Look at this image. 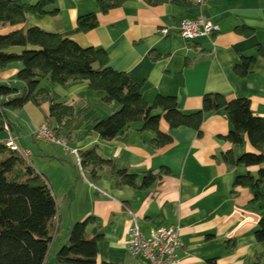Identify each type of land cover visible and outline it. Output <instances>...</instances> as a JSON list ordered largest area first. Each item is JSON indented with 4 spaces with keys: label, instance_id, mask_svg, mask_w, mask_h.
<instances>
[{
    "label": "crops",
    "instance_id": "1",
    "mask_svg": "<svg viewBox=\"0 0 264 264\" xmlns=\"http://www.w3.org/2000/svg\"><path fill=\"white\" fill-rule=\"evenodd\" d=\"M187 1L183 6H150L144 0H127L103 14L96 0H55L56 15L28 16L25 25L7 26L0 33L25 26L65 34L75 28L78 17L96 13L97 28L71 38L82 47L103 49L111 68L141 84L148 104L158 95L173 96L179 111L191 113L201 109L204 95L219 93L229 100L248 99L252 114L264 117V59L257 57L244 78L233 73L241 57L254 56L259 46L264 48V0H206L201 6ZM199 16L208 18L219 32L194 41L173 30L168 36L159 33L161 28L176 27ZM243 26L254 34H239L236 29ZM21 51L9 49L10 53ZM21 67L15 62L0 69V84L20 87L16 75ZM41 86L57 101L88 107L85 118L66 139L68 149L32 137L33 130L47 121V103L39 107L27 103L20 110L6 111L0 120V143L13 136L31 152L30 164L46 180L56 201V230L45 264H60L56 254L66 244L70 228L88 217L97 220L102 235L96 264L145 263L127 252L129 230L135 223L145 235L154 229L178 228L177 264H264V242L254 236L261 212L250 202L248 188L234 186L237 176L256 177L264 164L229 166L222 161L221 155L229 152L234 158L257 153L245 135L237 145L224 138L231 124L223 113L207 114L200 133L187 127L170 129L161 120L159 129L170 134L172 142L160 149L151 144L153 134L140 131L139 125L130 126L111 141H102L97 134L87 133L86 120L112 114L118 109L116 104H103V93L89 89L87 82L60 87L43 80ZM153 114L161 116L162 111ZM92 148L119 169L137 174L138 183L149 172L160 176L147 190L118 187L105 167L93 181L72 152ZM262 192L264 195V181ZM92 228H87L89 234Z\"/></svg>",
    "mask_w": 264,
    "mask_h": 264
},
{
    "label": "trees",
    "instance_id": "2",
    "mask_svg": "<svg viewBox=\"0 0 264 264\" xmlns=\"http://www.w3.org/2000/svg\"><path fill=\"white\" fill-rule=\"evenodd\" d=\"M127 0H96L100 13L122 6ZM150 6L162 4L188 5L187 0H144ZM58 13L55 0H0V31L2 28L25 25L28 16L41 19ZM98 26L97 14L90 13L76 20L75 28L65 34L49 33L38 27L15 29L7 34L0 33V69L9 64H22L16 75L20 87L0 84V120L6 111H17L27 103L39 107L47 103L48 115L45 122L59 138L69 139L73 127L88 113V107L67 105L57 101L41 86L43 80L52 85L66 87L79 82H87L89 89L103 93L102 103L116 104L118 109L112 114L86 120L90 129L102 141H111L132 125H139L142 132L153 134L151 144L160 149L172 142L168 133L160 131L163 120L170 129L187 127L200 133L205 116L213 112L223 113L231 130L224 137L231 144L243 142L245 135L257 153H245L238 158L225 153L222 161L229 166L246 167L264 164V117L254 116L248 99H227L219 93L206 94L202 98L201 109L182 113L173 96L158 95L151 104L143 96L141 84L132 82L124 72L109 66L107 53L103 49L82 47L71 36L86 33ZM249 37L254 30L248 27L236 29ZM11 48H21L19 54L10 53ZM257 57L264 59V48L259 46L256 55L241 57L233 67V73L244 78L250 73ZM161 110L162 115L153 114ZM82 170L87 171L93 181L98 179V171L107 167L118 187L138 190L149 189L160 176L146 173L140 183L135 173L119 169L112 160L101 157L95 148L78 153ZM264 170L257 176L240 175L235 179V187L251 191V203L261 212L258 228L254 232L258 242H264V195L262 184ZM57 216V205L46 180L20 154L9 151L0 143V264H45L49 246L53 240ZM91 234L87 228L92 226ZM97 220L88 217L76 222L70 228L67 242L57 254L60 264H96L98 243L102 238ZM102 264H116L103 262Z\"/></svg>",
    "mask_w": 264,
    "mask_h": 264
},
{
    "label": "built area",
    "instance_id": "3",
    "mask_svg": "<svg viewBox=\"0 0 264 264\" xmlns=\"http://www.w3.org/2000/svg\"><path fill=\"white\" fill-rule=\"evenodd\" d=\"M206 0H193V4L201 6ZM170 30L176 32L180 37L187 41H194L197 38L207 37L219 32V27L213 24L208 18L199 16L193 20H183L176 27H164L159 30L162 36H168ZM36 142L46 144H57L67 148L64 138L56 137L51 128L43 123L37 126L32 133ZM3 145L9 151L20 154L25 160L29 161L31 152L23 148L12 136ZM79 161L78 153L72 151ZM130 239L127 244V252L133 258H141L144 264H177V250L181 247L179 230L176 227L159 228L143 234L136 223L129 230Z\"/></svg>",
    "mask_w": 264,
    "mask_h": 264
},
{
    "label": "rangeland",
    "instance_id": "4",
    "mask_svg": "<svg viewBox=\"0 0 264 264\" xmlns=\"http://www.w3.org/2000/svg\"><path fill=\"white\" fill-rule=\"evenodd\" d=\"M24 1H25V0H24ZM29 143H30V145H32V144H33L31 141H30ZM42 144H46V143H42ZM42 146H43V145H42Z\"/></svg>",
    "mask_w": 264,
    "mask_h": 264
}]
</instances>
